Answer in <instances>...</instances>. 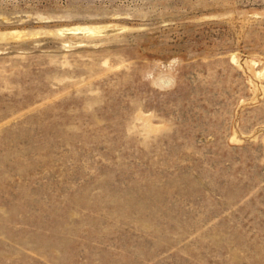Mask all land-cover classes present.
Instances as JSON below:
<instances>
[{"label":"rangeland","instance_id":"374dc122","mask_svg":"<svg viewBox=\"0 0 264 264\" xmlns=\"http://www.w3.org/2000/svg\"><path fill=\"white\" fill-rule=\"evenodd\" d=\"M0 264H264V0H0Z\"/></svg>","mask_w":264,"mask_h":264}]
</instances>
